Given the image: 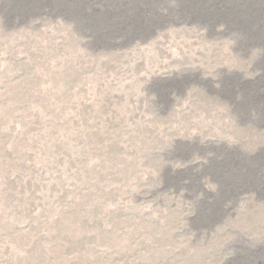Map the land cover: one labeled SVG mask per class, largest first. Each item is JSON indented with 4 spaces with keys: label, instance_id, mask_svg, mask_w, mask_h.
<instances>
[{
    "label": "rangeland",
    "instance_id": "1",
    "mask_svg": "<svg viewBox=\"0 0 264 264\" xmlns=\"http://www.w3.org/2000/svg\"><path fill=\"white\" fill-rule=\"evenodd\" d=\"M246 1L0 0V264H264Z\"/></svg>",
    "mask_w": 264,
    "mask_h": 264
},
{
    "label": "bare ground",
    "instance_id": "2",
    "mask_svg": "<svg viewBox=\"0 0 264 264\" xmlns=\"http://www.w3.org/2000/svg\"><path fill=\"white\" fill-rule=\"evenodd\" d=\"M255 2H259L260 5L258 7V10L260 11V15L264 16V0H247L246 1L247 8L249 9L250 12H253L255 10V7L252 4H255ZM261 16H260V18H261ZM221 17H224V16L221 15Z\"/></svg>",
    "mask_w": 264,
    "mask_h": 264
}]
</instances>
